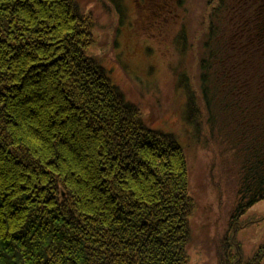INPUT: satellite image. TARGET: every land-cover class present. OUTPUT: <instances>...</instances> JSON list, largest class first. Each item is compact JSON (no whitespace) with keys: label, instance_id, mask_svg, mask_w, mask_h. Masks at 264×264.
<instances>
[{"label":"trees","instance_id":"trees-1","mask_svg":"<svg viewBox=\"0 0 264 264\" xmlns=\"http://www.w3.org/2000/svg\"><path fill=\"white\" fill-rule=\"evenodd\" d=\"M206 5L197 86L178 85L236 183L217 264H264L236 238L264 212V0ZM92 26L76 0H0V264H189L185 150L104 73Z\"/></svg>","mask_w":264,"mask_h":264},{"label":"rangeland","instance_id":"rangeland-1","mask_svg":"<svg viewBox=\"0 0 264 264\" xmlns=\"http://www.w3.org/2000/svg\"><path fill=\"white\" fill-rule=\"evenodd\" d=\"M76 1L93 22L89 51L100 59L111 81L138 104L151 127L173 132L183 145L195 201L189 264H217L215 251L226 232L228 210L237 200L236 183L231 173L215 172L212 153L186 119L185 90L177 81L178 74H185L197 86L206 0H169L168 7L160 4L163 0ZM258 208L246 210L239 223L236 236L245 255L264 243V212Z\"/></svg>","mask_w":264,"mask_h":264},{"label":"bare ground","instance_id":"bare-ground-1","mask_svg":"<svg viewBox=\"0 0 264 264\" xmlns=\"http://www.w3.org/2000/svg\"><path fill=\"white\" fill-rule=\"evenodd\" d=\"M183 55V54H182ZM94 56V55H93ZM95 58H97L96 56H95ZM182 58H183V56H182ZM97 61L99 60L100 61V59L99 58H97L96 59ZM101 65H102V63H101ZM102 68L104 69V73L108 76V78L110 79V77H109V75H108V72L105 70V68L103 67V65H102ZM197 72H198V70H197ZM111 80V79H110ZM183 81V78H182V76H177V81ZM196 81H198V76H197V80ZM112 82V81H111ZM113 83V82H112ZM121 90V89H120ZM123 98L127 101V102H129L130 104H129V106H136L137 108H139V106H138V104L137 103H134L133 101H131V100H129L125 95H123ZM140 110V109H139ZM142 113V112H141ZM143 115V117H144V114H142ZM144 119H145V117H144ZM186 119H187V116H186ZM146 120V119H145ZM189 120V119H188ZM147 122V121H146ZM190 122V121H189ZM148 124H149V122H147ZM191 124V123H190ZM150 126H151V124H149ZM193 130H194V126H193ZM161 131H164V132H166V133H172V134H174L173 132H169V131H165V130H162L161 129ZM176 139H177V141L180 143V141L178 140V137L176 136ZM206 140H208V138H205ZM182 147H183V145H182ZM184 148V147H183ZM236 238H237V236H236ZM238 240V239H237ZM239 241V240H238ZM240 242V241H239ZM241 243V242H240Z\"/></svg>","mask_w":264,"mask_h":264}]
</instances>
